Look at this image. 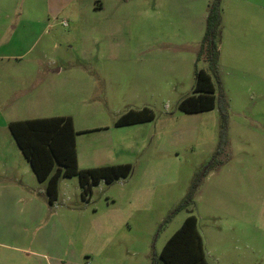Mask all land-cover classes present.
I'll return each mask as SVG.
<instances>
[{"label":"rangeland","instance_id":"1","mask_svg":"<svg viewBox=\"0 0 264 264\" xmlns=\"http://www.w3.org/2000/svg\"><path fill=\"white\" fill-rule=\"evenodd\" d=\"M44 1L34 12L21 8L26 20L41 18L45 8V22L16 29L20 62L41 69L31 100L42 110L34 114L70 116L74 128L89 129L77 139L93 148L114 144L113 161L132 169L111 183L98 181L87 199L76 176L61 177L50 205L44 182L35 179L32 220L14 201L0 207V259L161 264L163 244L192 213L214 253L206 256L210 264H264V50L252 56L254 74L239 71L223 94L212 76L213 108L185 113L178 103L192 93L195 71H208L197 53L210 0ZM255 11L253 29L264 32L263 9ZM144 106L152 120L114 124ZM6 121L0 119V162L7 155L1 166L11 169L19 148ZM222 124L226 144L216 165L206 169L193 204L175 210L215 152Z\"/></svg>","mask_w":264,"mask_h":264},{"label":"trees","instance_id":"2","mask_svg":"<svg viewBox=\"0 0 264 264\" xmlns=\"http://www.w3.org/2000/svg\"><path fill=\"white\" fill-rule=\"evenodd\" d=\"M220 0H210L207 5L204 32L197 53L203 54L208 71L198 68L195 71V84L192 93L182 98L178 109L185 113L213 108L215 88L212 76L223 89L218 73V43L221 31ZM223 120V113L221 114ZM153 112L146 106L140 109H128L114 122L116 126L150 121ZM8 130L21 153L28 161L37 181L45 182L47 201L52 204L57 197L60 177L76 176L81 188V198L87 199L92 186L98 181L106 183L124 178L132 169L130 163L102 165L91 168H79L76 162L75 135L79 133L73 127L70 116H50L9 121ZM226 144L224 124L220 127L218 145L210 160L195 172L190 186L175 210L190 207L197 187L207 168L216 165V156ZM190 211V210H189ZM158 260L161 264H208L203 243L197 230V220L189 213L180 226L163 244ZM152 264H155L154 262Z\"/></svg>","mask_w":264,"mask_h":264},{"label":"crops","instance_id":"3","mask_svg":"<svg viewBox=\"0 0 264 264\" xmlns=\"http://www.w3.org/2000/svg\"><path fill=\"white\" fill-rule=\"evenodd\" d=\"M34 1L0 0V119L1 122L7 120L6 124L12 120L50 117L35 115L36 110H42V107L33 106L31 100L32 91L35 87L36 72L41 71V69L34 64L20 62L19 60L23 54L21 53V42L16 29L20 27L22 22L30 23V25H39L45 22V8L44 15L41 18L27 17L29 21L23 18V16L26 17L23 15L21 8L23 4L31 7L32 10L35 5L37 7L47 6V1L45 4L44 0H40L41 2L38 4ZM256 7L262 8L264 12V0H220L221 31L218 43V71L221 72V85H223L222 89L224 87V90H226L227 84L232 81L237 82L240 79L239 71L245 69L246 74L247 71H249L248 75L254 74L252 56L260 50H264V32H257L253 29L254 20H250L249 16L256 13ZM60 70L61 67H57L49 71L59 72ZM222 72L224 75H222ZM232 74L233 77L230 78ZM74 129L79 133L89 131V129ZM76 135L75 151L79 168L120 163V161H113L114 144L104 142L100 147L93 148L92 145L82 139H77ZM4 150L5 145L0 142V152ZM15 156L17 157L14 161L15 164L9 169L1 166V164L6 163L8 157L3 153L1 154L3 162H0V168H6L9 173L0 169V207L3 206V202L6 200L14 201L15 208L22 210L24 215L29 214L27 219L32 220L31 215L35 214L34 207L38 204L37 192L34 189L36 177L33 171L30 170L31 167L20 149L15 152ZM27 165H29V168ZM196 220L197 230L203 243L205 259L210 264L206 256H212L214 253L207 248L204 234L198 227V217H196ZM19 252H21L20 249ZM53 260L56 264H61L58 257ZM23 261L24 259L17 258V262L11 263V260L0 259V264H21Z\"/></svg>","mask_w":264,"mask_h":264}]
</instances>
